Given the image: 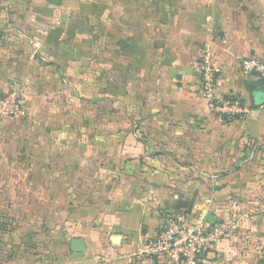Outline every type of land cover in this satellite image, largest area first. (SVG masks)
Returning <instances> with one entry per match:
<instances>
[{
	"label": "crops",
	"instance_id": "obj_1",
	"mask_svg": "<svg viewBox=\"0 0 264 264\" xmlns=\"http://www.w3.org/2000/svg\"><path fill=\"white\" fill-rule=\"evenodd\" d=\"M1 7L0 96L21 88L25 115L6 134L16 146L0 148V217L21 213L0 252L22 232L57 245L40 262L15 243L0 264H165L134 255L169 220L200 214L235 226L203 264H264V91L241 70L264 56V0ZM203 51L220 68L214 98L245 113L209 109Z\"/></svg>",
	"mask_w": 264,
	"mask_h": 264
},
{
	"label": "built area",
	"instance_id": "obj_2",
	"mask_svg": "<svg viewBox=\"0 0 264 264\" xmlns=\"http://www.w3.org/2000/svg\"><path fill=\"white\" fill-rule=\"evenodd\" d=\"M200 59V89L209 109L226 118L245 113V108L238 101H217L214 98L220 68L207 51L202 52ZM241 70L245 76L254 77L264 86V56L245 58L241 62ZM24 115L23 94L19 87H10L0 96V123ZM233 230L235 226L226 219L219 218L210 224L201 214L191 219L178 217L161 226L155 237L145 242L134 256L140 259H158L165 264H203L206 253L219 241L230 237Z\"/></svg>",
	"mask_w": 264,
	"mask_h": 264
},
{
	"label": "rangeland",
	"instance_id": "obj_3",
	"mask_svg": "<svg viewBox=\"0 0 264 264\" xmlns=\"http://www.w3.org/2000/svg\"><path fill=\"white\" fill-rule=\"evenodd\" d=\"M4 1L5 0H0V19L5 18V15H4L5 12L1 7V3ZM1 32L2 31H0V35L3 34ZM9 44H10V42H9ZM5 47L6 46H4L3 48H5ZM7 51L9 53L8 54L9 57H10L11 53L14 54V52H15L14 49H11V46H9L7 48ZM11 87H15V85H13ZM21 92H22V90H21ZM11 120H13V119H9V120H6V121H3L0 123V148L5 147V145L16 146V144L18 142V140H16L14 137L12 139L11 138L6 139V136H7L6 134H8V135L12 134V136H16L18 134V131H20V129L16 125H13L10 123ZM0 177H2V175H0ZM2 180H3V177H2ZM12 214L14 215V218H17V219L13 220L12 217H9L8 215H6L7 216L6 218L0 217V228H1L3 233H7L8 235H10L9 233L11 232V230L14 227L18 226V224H19L18 222H20L19 217H21L20 212H17V213L14 212ZM22 214L26 215L24 213H22ZM10 216H12V215H10ZM26 218L27 219H25V220L28 222L27 224H29V226H34L40 222V220H38L37 218H34V219H29L28 217H26ZM25 220H24V223L26 222ZM226 220H228V219H226ZM228 221L233 223V221H231V220H228ZM32 224H34V225H32ZM31 229L35 230L32 227L30 228V230ZM52 240H53L52 238L47 236V234H43L42 232H39V233L32 232L28 235H25L24 232H22L20 235H13L12 236V240L9 241V243L7 244V245H9L8 250L10 249L8 254L11 257V254H10L12 251L11 248L14 247L15 243H18V244L23 243L27 246L26 248H28V249H26L25 251H22L21 257H23V259L28 258V260H29V258H31V257H28L30 254H34L35 256L39 255V261L42 262V260H44V259L47 260V259H49L50 256H53L52 251H53L54 247L57 245V243L55 240L52 243ZM30 249H31V251L29 252L28 250H30ZM0 255L2 258L5 256L3 251L0 252ZM34 260H37V258L36 259L34 258Z\"/></svg>",
	"mask_w": 264,
	"mask_h": 264
},
{
	"label": "water",
	"instance_id": "obj_4",
	"mask_svg": "<svg viewBox=\"0 0 264 264\" xmlns=\"http://www.w3.org/2000/svg\"><path fill=\"white\" fill-rule=\"evenodd\" d=\"M47 2L50 4V5H53V6H59L60 3H61V0H47ZM260 84V83H259ZM261 85V84H260ZM260 89H262L264 91V86H260ZM264 98V96H263ZM205 221L210 223V224H213L215 222V219L213 218V216L211 215H207L205 217ZM71 251L73 253H81L83 252L84 250V243L82 240H79V239H76V240H73L72 241V244H71Z\"/></svg>",
	"mask_w": 264,
	"mask_h": 264
},
{
	"label": "trees",
	"instance_id": "obj_5",
	"mask_svg": "<svg viewBox=\"0 0 264 264\" xmlns=\"http://www.w3.org/2000/svg\"><path fill=\"white\" fill-rule=\"evenodd\" d=\"M0 232L3 233L2 230H1V228H0ZM1 251H3V253H4V251L6 252V254H5V256L3 258H9L10 257L9 254H8L9 253V250H7L6 248H4V250L2 249Z\"/></svg>",
	"mask_w": 264,
	"mask_h": 264
}]
</instances>
